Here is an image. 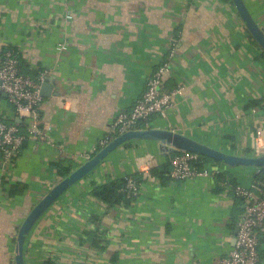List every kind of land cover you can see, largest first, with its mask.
I'll list each match as a JSON object with an SVG mask.
<instances>
[{
	"label": "crops",
	"instance_id": "1",
	"mask_svg": "<svg viewBox=\"0 0 264 264\" xmlns=\"http://www.w3.org/2000/svg\"><path fill=\"white\" fill-rule=\"evenodd\" d=\"M244 1L264 28V0ZM62 42L65 53L57 50ZM4 46L20 50L23 73L48 70L53 88L41 107L44 138L30 139L13 161L0 155V264H15L21 224L63 179L54 164L66 159L82 165L165 62L166 88L185 89L150 127L235 155L264 151V136L259 143L256 135L264 129V51L232 0H0ZM254 101L259 105L249 106ZM0 119L21 123L5 95ZM169 156L153 141L119 147L39 219L26 241L25 263L218 264L236 245L244 203L233 190L216 191V177L148 178L150 162L162 165ZM212 166L245 187L260 172L206 165ZM136 172L146 178L131 207L107 209L91 194ZM98 229L108 232L105 252L81 243ZM259 236L264 264V229Z\"/></svg>",
	"mask_w": 264,
	"mask_h": 264
},
{
	"label": "built area",
	"instance_id": "2",
	"mask_svg": "<svg viewBox=\"0 0 264 264\" xmlns=\"http://www.w3.org/2000/svg\"><path fill=\"white\" fill-rule=\"evenodd\" d=\"M68 16L67 19H71ZM176 44L173 45L171 56L174 55ZM59 53H65L66 43H59ZM19 49L10 46L0 48V101L2 96L8 98L14 112L21 123L6 122L0 119V155L5 161H13L18 157L25 145L32 138H44L45 131L42 122V86L48 81L51 73L40 70L36 75L25 74L20 68ZM169 62L159 66L147 80V86L143 95L137 99L130 111H124L117 117L110 136L101 140L99 147L107 146L114 138L138 128L139 121H144L149 127L151 118L155 115L166 117L170 108L176 102L177 97L184 91L183 86L168 90L165 84V75L169 70ZM257 140L262 143L264 129L258 127ZM264 151L253 156L263 155ZM86 155L85 161L92 158ZM66 161V159H62ZM171 163L170 177L175 181H184L196 177H216L221 171L219 167L199 168L200 156L195 153L179 151L169 159ZM150 165L156 168L158 162L152 160ZM151 169V170H152ZM148 178H156L151 174ZM143 178H146L143 176ZM145 180V179H144ZM223 187L229 191V181L223 182ZM142 183L133 175L128 176L127 190L129 196H139ZM236 197L244 203V214L237 223L236 245L227 256L219 259L218 264H259V230L264 229V182L254 181L251 187L236 185L233 188ZM107 209L108 206L104 204ZM104 230V229H102ZM107 238V237H106Z\"/></svg>",
	"mask_w": 264,
	"mask_h": 264
},
{
	"label": "water",
	"instance_id": "3",
	"mask_svg": "<svg viewBox=\"0 0 264 264\" xmlns=\"http://www.w3.org/2000/svg\"><path fill=\"white\" fill-rule=\"evenodd\" d=\"M232 3L238 16L244 23L246 30L264 51V28L252 16L244 0H232ZM52 88L53 85L49 81L43 84L42 95L44 98L51 96ZM133 141L158 142L165 156L175 154L179 151H185L210 158L228 167H255L260 171L264 169V154L260 156H248L227 153L170 129L148 127L128 131L114 138L107 146L96 152L90 160L85 161L80 167L63 178L32 208L21 224L15 239V264H26L25 245L27 238L39 219L53 204L71 187L83 180L101 165L115 150Z\"/></svg>",
	"mask_w": 264,
	"mask_h": 264
},
{
	"label": "trees",
	"instance_id": "4",
	"mask_svg": "<svg viewBox=\"0 0 264 264\" xmlns=\"http://www.w3.org/2000/svg\"><path fill=\"white\" fill-rule=\"evenodd\" d=\"M252 38V37H251ZM260 101H254L251 102L249 106H258ZM150 127V126H149ZM138 128H148V126L145 124L144 121H139ZM26 146V145H25ZM101 148L98 147L97 150L91 154L94 156L96 152H98ZM174 154H171L167 161L151 170V174L160 179L161 181H166L171 179L170 173H171V163L169 161L170 157H173ZM215 162L210 158L200 156V162H198L199 168L206 167L207 163ZM219 163V162H216ZM221 164V163H219ZM81 165V162H74L71 160H60L58 163L54 164V167L57 170V173L60 177L65 178L67 177L75 168L79 167ZM133 177L136 178L139 182H144L143 174L140 172H136L133 174ZM217 184L218 187L216 191H223L225 190L223 187L224 181H229L230 183V190H233V188L238 185L236 179L227 172L220 171L217 175ZM254 181H263L264 182V169L261 170L258 174L254 176ZM127 182H128V176L110 181L108 183H105L101 186H97L93 188L91 191V194L95 196L97 199H99L102 203L106 204L108 208H112L115 206H124V207H131L135 204L138 197L137 196H129V192L127 190ZM11 195H15L16 191L11 190ZM237 199H239L237 197ZM108 235L107 231H102L101 229H98V231L94 232L93 234H87V237L85 239L81 240L82 242H88L91 244L92 247L98 249L99 251L105 252L109 246L108 240L106 239V236ZM50 264V263H49Z\"/></svg>",
	"mask_w": 264,
	"mask_h": 264
}]
</instances>
